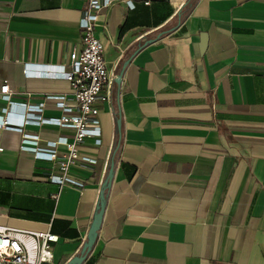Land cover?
I'll return each instance as SVG.
<instances>
[{
	"label": "crops",
	"instance_id": "crops-1",
	"mask_svg": "<svg viewBox=\"0 0 264 264\" xmlns=\"http://www.w3.org/2000/svg\"><path fill=\"white\" fill-rule=\"evenodd\" d=\"M132 1L98 12L108 66L118 74L129 63L101 108L102 144L82 148L98 165L70 171L85 187L51 182L53 164L22 151L20 132L0 128V224L51 229L57 263L79 254L99 201L94 182L111 163L114 100L121 144L82 264H264V0ZM88 4L0 0V90L9 84L22 103L69 93V81L28 77L24 64L44 72L67 64ZM6 107L0 91V115ZM44 114L61 111L49 104ZM25 131L42 143L74 135L49 125Z\"/></svg>",
	"mask_w": 264,
	"mask_h": 264
},
{
	"label": "built area",
	"instance_id": "built-area-1",
	"mask_svg": "<svg viewBox=\"0 0 264 264\" xmlns=\"http://www.w3.org/2000/svg\"><path fill=\"white\" fill-rule=\"evenodd\" d=\"M117 1L120 0H89L79 20L83 31L81 45L69 51L67 64H62L58 71H33L28 64H24L28 77H57L69 81V93L48 94L40 102L22 103L12 99L9 84H4L0 90L2 98L7 101L6 112L0 115V128L20 132L21 150L32 153L36 159L52 163L49 179L60 186L85 187L86 180L73 176L71 169L80 166L95 170L99 163L96 156L82 153V148L87 145L88 139H93L94 146L103 142L101 108L111 101L118 74L108 66L106 45L97 35L95 26L98 12ZM123 1L129 8H134L132 0ZM49 104L60 109L61 114L46 116L44 111ZM31 125L68 128L74 131V135L72 139L66 136L44 139L43 144L39 134L25 131ZM105 171L104 165L103 176ZM91 180L94 181V178ZM94 183L101 188L103 181L100 179ZM57 196L53 195L54 198ZM86 239L87 235L82 238V245ZM58 241L59 236L51 229L32 230L0 224V264H66L67 261L55 262L54 248Z\"/></svg>",
	"mask_w": 264,
	"mask_h": 264
},
{
	"label": "water",
	"instance_id": "water-1",
	"mask_svg": "<svg viewBox=\"0 0 264 264\" xmlns=\"http://www.w3.org/2000/svg\"><path fill=\"white\" fill-rule=\"evenodd\" d=\"M129 61H126L121 69V71L118 73V76L116 78V83L118 86L121 85L122 77L124 70L127 66ZM117 128L119 131H121L122 128V118L121 114L116 120ZM114 168H115V161L112 160L109 166V170L107 173V176L104 179V182L102 184L101 190H100V202L96 206V210L93 216V220L91 222L88 234H87V239L83 243L81 250L79 254L74 255L72 258H70L66 264H82L89 253L93 250V247L96 243V240L98 238L99 230L101 229L102 221H103V216H104V211L106 208V203L107 200L103 198V193L105 190H109L113 181L114 177Z\"/></svg>",
	"mask_w": 264,
	"mask_h": 264
},
{
	"label": "trees",
	"instance_id": "trees-1",
	"mask_svg": "<svg viewBox=\"0 0 264 264\" xmlns=\"http://www.w3.org/2000/svg\"><path fill=\"white\" fill-rule=\"evenodd\" d=\"M192 1L193 0H187V3L192 4L193 3ZM122 63L123 62H120L119 68H121ZM117 86L118 85H117V83L115 81V83L113 84L112 97H113L114 93L116 92ZM112 102H113L114 116H115V119L117 120V118L120 116V111H119V108L116 105L115 101L112 100ZM122 130L123 129L121 128V131H119L118 128H117V125H116V129H115V139H114V143H113V147H112V151H111L110 162L112 160L116 161V158H117V155H118V151H119V148H120V144H121V138H122V132H123ZM107 197H108V190H105L104 193H103V198L105 200H107ZM99 202H100V197H99L98 203Z\"/></svg>",
	"mask_w": 264,
	"mask_h": 264
},
{
	"label": "rangeland",
	"instance_id": "rangeland-1",
	"mask_svg": "<svg viewBox=\"0 0 264 264\" xmlns=\"http://www.w3.org/2000/svg\"><path fill=\"white\" fill-rule=\"evenodd\" d=\"M100 120H101V128H102V131H103L107 127V120L104 117V115H101V114H100Z\"/></svg>",
	"mask_w": 264,
	"mask_h": 264
}]
</instances>
